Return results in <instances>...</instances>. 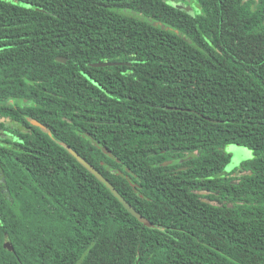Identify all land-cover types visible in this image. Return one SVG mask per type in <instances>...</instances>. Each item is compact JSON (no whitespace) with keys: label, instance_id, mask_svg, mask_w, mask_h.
Returning a JSON list of instances; mask_svg holds the SVG:
<instances>
[{"label":"trees","instance_id":"trees-1","mask_svg":"<svg viewBox=\"0 0 264 264\" xmlns=\"http://www.w3.org/2000/svg\"><path fill=\"white\" fill-rule=\"evenodd\" d=\"M185 1L0 0V264H264V0Z\"/></svg>","mask_w":264,"mask_h":264},{"label":"water","instance_id":"water-1","mask_svg":"<svg viewBox=\"0 0 264 264\" xmlns=\"http://www.w3.org/2000/svg\"><path fill=\"white\" fill-rule=\"evenodd\" d=\"M189 12H191L188 9ZM56 61L64 63L65 59L64 58H57ZM106 65H110L108 63H102V64H98V66H106ZM31 123L39 128H43L39 123H37L36 121H31ZM44 129V128H43ZM67 150L69 151V153L76 158V160L87 170L89 171L92 175H94L99 181H101L110 191L111 193L117 198V200L124 206V208L132 215L134 216L140 223L144 224L147 227H150L151 224L145 219L143 218L141 215H139L121 196L120 194L115 190V188H113L111 186V184H109V182L103 178L102 175H100L90 164H88L86 161H84L81 157H79V155L74 152L73 150H71L70 148L67 147ZM4 248H6L7 250H11V245L6 242L4 244Z\"/></svg>","mask_w":264,"mask_h":264},{"label":"rangeland","instance_id":"rangeland-1","mask_svg":"<svg viewBox=\"0 0 264 264\" xmlns=\"http://www.w3.org/2000/svg\"><path fill=\"white\" fill-rule=\"evenodd\" d=\"M230 147L235 148L236 151L233 152L228 151ZM224 152L230 155V161L225 166L223 172L220 174L222 176L231 173L235 168H238L241 165V163H243L244 161L254 158V152L252 150L246 147L237 146L233 144L226 146L224 148Z\"/></svg>","mask_w":264,"mask_h":264},{"label":"flooded vegetation","instance_id":"flooded-vegetation-1","mask_svg":"<svg viewBox=\"0 0 264 264\" xmlns=\"http://www.w3.org/2000/svg\"><path fill=\"white\" fill-rule=\"evenodd\" d=\"M190 0H186L184 3H177V4H174L176 7H180V8H182V9H184L185 11L187 10L188 11V9L191 11V9L190 8H193V10H197L198 8L196 7V6H194L193 4H190ZM187 4H189V5H187ZM192 10V11H193ZM10 123V122H9ZM9 125V124H8ZM16 129L17 130H21L22 128H21V125H17V127H16ZM5 135H8L10 138H13L10 134H8L7 132H4V131H0V144H2V145H7L8 144V142H4V143H2V141H7V140H4V139H7V138H5L6 136ZM3 136H5V137H3Z\"/></svg>","mask_w":264,"mask_h":264},{"label":"snow or ice","instance_id":"snow-or-ice-1","mask_svg":"<svg viewBox=\"0 0 264 264\" xmlns=\"http://www.w3.org/2000/svg\"><path fill=\"white\" fill-rule=\"evenodd\" d=\"M228 151H230V152H233V151H236V149L235 148H232V147H230L229 149H228ZM246 151V150H245ZM250 155V154H249Z\"/></svg>","mask_w":264,"mask_h":264}]
</instances>
